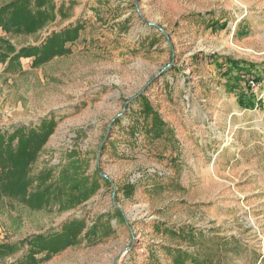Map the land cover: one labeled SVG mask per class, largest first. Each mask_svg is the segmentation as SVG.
I'll return each mask as SVG.
<instances>
[{
	"label": "rangeland",
	"instance_id": "1",
	"mask_svg": "<svg viewBox=\"0 0 264 264\" xmlns=\"http://www.w3.org/2000/svg\"><path fill=\"white\" fill-rule=\"evenodd\" d=\"M55 2L68 18L58 16L38 34L0 29L19 50L84 25L69 53L40 66L33 58L2 61L7 49L0 45V131L53 118L31 176L58 175L76 153L87 175L104 180L89 201L63 212L2 200L0 244L83 219L102 236L82 237L43 264H176L174 250L187 252L183 264H264V81L246 85L223 64H257L264 78V0ZM140 96L176 142L150 141L142 126L135 139ZM186 227L204 236L190 244L166 230Z\"/></svg>",
	"mask_w": 264,
	"mask_h": 264
},
{
	"label": "trees",
	"instance_id": "2",
	"mask_svg": "<svg viewBox=\"0 0 264 264\" xmlns=\"http://www.w3.org/2000/svg\"><path fill=\"white\" fill-rule=\"evenodd\" d=\"M63 10L64 4L58 7L55 0H0V29L12 36L35 35L54 23L58 16L66 20L68 17ZM83 30V23L78 22L59 33H53L41 46H25L19 50L0 37V45L7 49V54H1V60L9 59V64H12L22 58H33V66H40L57 56L69 53L67 44L77 42ZM3 47H0L1 53ZM216 58L219 59L218 56ZM223 59L225 66H231V69L237 70L246 78V85H259L264 81L262 76L254 72L257 64ZM137 100L140 103L139 117L131 126V129L136 127L133 131L135 139L142 126L141 132L150 141L170 137L168 142H176L175 136L150 101L144 96ZM239 102L247 108L251 105L243 99ZM56 125L55 119L46 118L35 129L19 127L6 134L0 131V202L4 199L21 201L35 210L58 205L63 212L77 208L99 192L102 187L100 182L104 178L100 173L87 175L89 166L75 157L76 153L61 165L58 175L53 170H48L35 178L31 176L32 168L54 133ZM96 229L97 225L89 227L87 221L73 219L66 222L58 233L36 235L18 243L0 244V261L13 257L27 246L26 255L10 264H43L56 254L79 244L82 237L89 242L97 241L102 235L99 236ZM166 230L190 244L204 236L202 232H196L190 227ZM84 232L86 233L82 236ZM174 251L177 253V263L187 253Z\"/></svg>",
	"mask_w": 264,
	"mask_h": 264
}]
</instances>
